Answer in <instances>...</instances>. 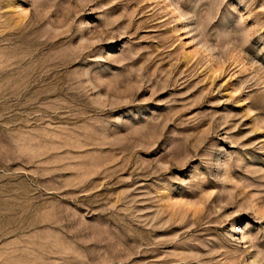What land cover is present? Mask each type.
Masks as SVG:
<instances>
[{"label":"rangeland","instance_id":"obj_1","mask_svg":"<svg viewBox=\"0 0 264 264\" xmlns=\"http://www.w3.org/2000/svg\"><path fill=\"white\" fill-rule=\"evenodd\" d=\"M0 264H264V0H0Z\"/></svg>","mask_w":264,"mask_h":264}]
</instances>
